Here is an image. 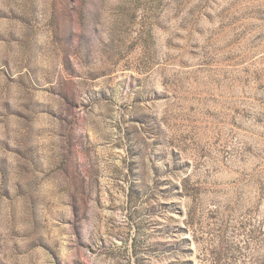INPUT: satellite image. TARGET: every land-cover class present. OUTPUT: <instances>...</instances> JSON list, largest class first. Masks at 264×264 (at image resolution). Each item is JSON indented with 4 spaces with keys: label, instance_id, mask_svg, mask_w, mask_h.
I'll return each mask as SVG.
<instances>
[{
    "label": "rangeland",
    "instance_id": "obj_1",
    "mask_svg": "<svg viewBox=\"0 0 264 264\" xmlns=\"http://www.w3.org/2000/svg\"><path fill=\"white\" fill-rule=\"evenodd\" d=\"M0 264H264V0H0Z\"/></svg>",
    "mask_w": 264,
    "mask_h": 264
}]
</instances>
